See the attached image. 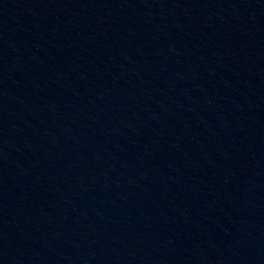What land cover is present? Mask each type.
Segmentation results:
<instances>
[{"label": "water", "instance_id": "water-1", "mask_svg": "<svg viewBox=\"0 0 264 264\" xmlns=\"http://www.w3.org/2000/svg\"><path fill=\"white\" fill-rule=\"evenodd\" d=\"M0 264H264V0H0Z\"/></svg>", "mask_w": 264, "mask_h": 264}]
</instances>
